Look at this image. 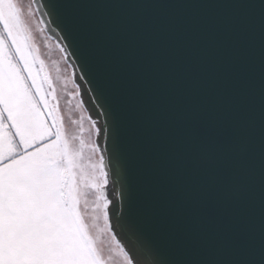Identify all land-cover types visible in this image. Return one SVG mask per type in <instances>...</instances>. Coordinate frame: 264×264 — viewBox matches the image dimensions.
Masks as SVG:
<instances>
[{
    "label": "snow or ice",
    "instance_id": "obj_1",
    "mask_svg": "<svg viewBox=\"0 0 264 264\" xmlns=\"http://www.w3.org/2000/svg\"><path fill=\"white\" fill-rule=\"evenodd\" d=\"M0 264H264V0H0Z\"/></svg>",
    "mask_w": 264,
    "mask_h": 264
},
{
    "label": "water",
    "instance_id": "obj_2",
    "mask_svg": "<svg viewBox=\"0 0 264 264\" xmlns=\"http://www.w3.org/2000/svg\"><path fill=\"white\" fill-rule=\"evenodd\" d=\"M186 2H216V0H186Z\"/></svg>",
    "mask_w": 264,
    "mask_h": 264
}]
</instances>
